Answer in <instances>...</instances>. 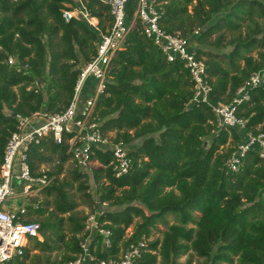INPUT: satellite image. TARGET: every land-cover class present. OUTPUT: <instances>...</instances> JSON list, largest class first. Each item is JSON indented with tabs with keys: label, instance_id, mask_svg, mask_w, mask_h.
Returning a JSON list of instances; mask_svg holds the SVG:
<instances>
[{
	"label": "trees",
	"instance_id": "16d2710c",
	"mask_svg": "<svg viewBox=\"0 0 264 264\" xmlns=\"http://www.w3.org/2000/svg\"><path fill=\"white\" fill-rule=\"evenodd\" d=\"M156 2L167 32L193 45L231 47L221 54L196 48L207 66L212 104L232 102L252 73L264 70V0ZM83 3L98 18L97 27L85 19L64 20L63 11L72 9L74 0H0V164L17 130L16 115L65 110L82 62L95 55L101 34L111 28L107 0ZM136 6V0L128 1V21ZM255 48L257 57L251 55ZM10 56L28 68L9 65ZM38 82L45 90L27 89ZM249 94L236 110L246 121L244 129L219 127L212 104L192 102L188 70L168 61L137 20L111 61L107 88L94 113L113 143L130 146L131 169L115 178L111 153L96 149L101 167L89 172L74 165L69 179H59L64 164L72 161L69 145L51 138L32 145L27 161L34 175L41 174V164H56L44 171L54 178L42 191L45 197L32 199L39 206L30 207L29 221L41 224L44 240L34 241L41 254L32 256L31 264H61L81 252L86 216L77 211L72 189L95 204L88 193L90 173L98 182V200L108 203L100 220L111 230L112 245L103 248L98 236L100 259H117L130 243L150 239L164 224L162 237L148 241L137 264H181L178 259L189 252L203 258V264H264V162L251 149L238 170L227 164L246 133L264 134V86ZM169 214L175 218L172 224ZM54 251L61 254L52 257ZM29 257L26 249L22 258L5 264H25Z\"/></svg>",
	"mask_w": 264,
	"mask_h": 264
},
{
	"label": "built area",
	"instance_id": "2783aa9c",
	"mask_svg": "<svg viewBox=\"0 0 264 264\" xmlns=\"http://www.w3.org/2000/svg\"><path fill=\"white\" fill-rule=\"evenodd\" d=\"M129 0H109L112 26L101 34L96 43V53L80 66V73L75 86L71 104L63 111L49 113L35 112L29 116L16 115L17 130L9 138L0 164V264H5L15 258H22L26 249L30 248L31 240L43 241L41 224L29 221L30 207L37 208L39 204L32 199L42 194L54 180L45 172L34 175L28 164V151L32 145L40 144L46 138L56 143L65 141L69 145L68 152L72 155L74 165L81 170H91L102 165L94 158L95 150L111 153V171L115 178L128 173L132 163L129 156L130 146L113 143L110 136L100 129V123L94 115L98 98L105 93L108 83V73L111 61L121 50L126 38L139 21L144 34L162 51L170 62H181L188 70L194 83L193 103L206 102L212 104L207 66L203 58L198 57L193 43L181 36L172 34L160 24L161 12L156 0H136L137 6L134 19L128 21L126 6ZM65 21L80 18L89 21L86 9H66L63 11ZM8 64L18 70H26L15 57L10 56ZM89 80L95 81L90 92L82 100V90ZM264 86V70L252 73L250 79L241 86L235 99L230 103L213 105V112L219 127L244 129L246 121L236 114L238 105L249 100V91ZM38 92L41 83H35L27 88ZM254 149L264 162V134L246 133L244 141L227 161L228 166L238 170L241 157ZM15 199H25L28 204L15 205ZM107 202L95 200L93 211L87 214L84 225L85 239L80 242L81 252L74 260L61 264H137L143 252L147 251L148 240L130 243L124 248L117 259H100L96 255L99 237L103 248L112 245L111 230L106 222L100 220Z\"/></svg>",
	"mask_w": 264,
	"mask_h": 264
},
{
	"label": "rangeland",
	"instance_id": "374dc122",
	"mask_svg": "<svg viewBox=\"0 0 264 264\" xmlns=\"http://www.w3.org/2000/svg\"><path fill=\"white\" fill-rule=\"evenodd\" d=\"M192 7H190V10H191ZM217 36V34L213 35L211 37V40H214V38ZM231 36V34H228L227 36V39H229ZM196 48L197 47H201L203 48L204 50H212L214 51V53H224V52H229V50L231 49L230 46H227L226 48H214V47H211V46H208V45H195ZM257 53H258V49L255 48L252 52H251V55L257 57ZM41 89L45 90V84L42 82L41 83ZM86 89H83L82 90V94H81V98L80 100H82L85 96H86ZM244 133H242V136L244 137ZM222 150H226V148H222ZM72 162V161H71ZM71 162H67L64 164V170L62 172L61 175H59V179H62V178H66V179H69L70 178V175H71V171H72V168H74V164H72ZM56 163H44V164H41L39 166V171L40 172H44L46 170H48L49 168H52L53 165H55ZM90 172V170H87ZM89 186L90 188L88 189V193H90V195L93 197L94 200L98 201V193H97V187H98V182L95 181V179L93 178V175L90 173L89 174ZM77 184H75L76 186ZM72 193L74 194V197H75V200L76 202L78 203V208H77V211L78 212H81L82 216H87L88 213H90L91 211H93V204H91L92 202L90 201H86L84 200V198L82 197L83 195H81L82 193H79L76 191V189H72ZM45 197V194H39L37 197L35 198H38V200H42L43 198ZM52 198V197H50ZM15 202V205L18 207L21 205V203H25V204H28V202H26L25 199H15L14 200ZM106 209V208H105ZM167 219L169 220V224H172L175 222V218L172 214H169L167 216ZM135 221H139L138 218L135 219ZM167 228L166 225L164 224H161V225H158V228L156 230L153 231V234L150 238V240H155L157 238H161L162 237V231L165 230ZM133 229H134V226L132 225L130 228H128L127 232L130 234L133 232ZM44 240V239H43ZM32 243H31V246L29 249L30 251V257L25 261V264H31V258L32 256H34L35 254H41V252L39 250H35L34 249V241L35 240H31ZM56 254H61V253H58V252H52L51 253V256L52 257H55ZM187 260H190L191 261V264H203V258H200L198 256H196L194 253L192 252H189L185 255H182L179 259H178V262H180L181 264H185Z\"/></svg>",
	"mask_w": 264,
	"mask_h": 264
},
{
	"label": "crops",
	"instance_id": "0c3cea01",
	"mask_svg": "<svg viewBox=\"0 0 264 264\" xmlns=\"http://www.w3.org/2000/svg\"><path fill=\"white\" fill-rule=\"evenodd\" d=\"M74 2H75V4L76 5H74V6H71V5H69V6H71L72 7V9H85V7H84V3H83V0H74ZM90 16V15H89ZM78 19V18H77ZM80 19V18H79ZM92 26H94V27H97V25L99 24V20H98V18L97 17H93V16H90V19H89V21H88ZM195 46V45H194ZM195 48H196V46H195ZM84 62H82V64H83ZM81 64V65H82ZM95 84V81H93V80H89L88 82H87V84H86V96L89 94V92H90V89L93 87V85ZM6 112L7 113H10V111L8 110V109H6Z\"/></svg>",
	"mask_w": 264,
	"mask_h": 264
},
{
	"label": "water",
	"instance_id": "95a60500",
	"mask_svg": "<svg viewBox=\"0 0 264 264\" xmlns=\"http://www.w3.org/2000/svg\"><path fill=\"white\" fill-rule=\"evenodd\" d=\"M107 2H109V0H107Z\"/></svg>",
	"mask_w": 264,
	"mask_h": 264
}]
</instances>
